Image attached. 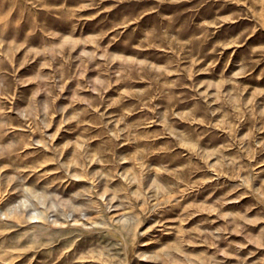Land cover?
Here are the masks:
<instances>
[{
  "label": "rangeland",
  "instance_id": "rangeland-1",
  "mask_svg": "<svg viewBox=\"0 0 264 264\" xmlns=\"http://www.w3.org/2000/svg\"><path fill=\"white\" fill-rule=\"evenodd\" d=\"M0 264H264V0H0Z\"/></svg>",
  "mask_w": 264,
  "mask_h": 264
}]
</instances>
